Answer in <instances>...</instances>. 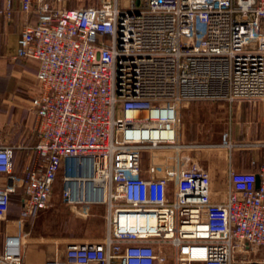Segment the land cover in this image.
Segmentation results:
<instances>
[{"label": "built area", "instance_id": "built-area-1", "mask_svg": "<svg viewBox=\"0 0 264 264\" xmlns=\"http://www.w3.org/2000/svg\"><path fill=\"white\" fill-rule=\"evenodd\" d=\"M22 10L36 21H25L14 59L38 67L37 142L19 146L29 153L19 172L16 147L2 140L0 96V264H27L23 228L51 206L60 178L64 202L105 207L107 232L45 264H264L251 257L264 252V158L250 171L230 160L218 202L199 161L212 148L232 151L230 133L219 145L171 135L183 102L264 103V0H23ZM250 147L264 153V142ZM145 151L158 154L149 168ZM140 217L147 225L134 226Z\"/></svg>", "mask_w": 264, "mask_h": 264}, {"label": "rangeland", "instance_id": "rangeland-1", "mask_svg": "<svg viewBox=\"0 0 264 264\" xmlns=\"http://www.w3.org/2000/svg\"><path fill=\"white\" fill-rule=\"evenodd\" d=\"M98 1L67 0V7L91 6L97 4ZM0 96L2 98L1 94ZM2 104L4 112L7 103ZM251 104L237 103L231 106L227 102L222 101H189L183 102L179 106V123L176 124L179 142L219 145L222 143L225 133L234 132L238 134L236 139L232 138V142L236 145L232 151L217 147L202 153L200 164L212 171L214 179L219 184L226 180L230 160L237 163L236 157L238 154L241 156L242 161L262 160L263 150L250 147L256 141L248 137L247 115ZM9 123L6 117L3 124L2 140L4 143L16 147L15 167L19 172H22L27 150L19 149V146L28 147L29 149L37 142L31 132L32 116L27 110L15 127L10 126ZM157 159V153L145 151L143 153V166L149 168ZM214 179L212 180V195L214 192ZM4 181L5 176L0 175V184L4 183ZM219 194L221 193L219 192ZM223 194L224 191L222 192ZM21 195L22 190L13 196L9 216L10 222L12 220L17 221L19 217ZM86 209L87 207L85 206H74L64 202L62 197V179L60 178L56 184L51 206L43 211L36 221L27 224L23 228L24 232L29 234L25 245V254L27 255L30 249L35 248L38 251V256H43L45 260H51L61 256L71 243L103 239L107 228L105 207L92 206L88 212H86ZM7 225L6 221L0 222V238H2V232H7ZM19 230L20 226L18 224H11L8 229L9 232H17ZM251 257L264 258V252L252 253ZM167 264H175V262L170 260Z\"/></svg>", "mask_w": 264, "mask_h": 264}, {"label": "crops", "instance_id": "crops-1", "mask_svg": "<svg viewBox=\"0 0 264 264\" xmlns=\"http://www.w3.org/2000/svg\"><path fill=\"white\" fill-rule=\"evenodd\" d=\"M67 4V0H64ZM8 2L12 4V15L8 17L5 12L7 9ZM23 0H0V94L2 95V103H7L3 112V104L1 106V124L3 127L5 118L9 120V124L15 127L19 119L24 116L29 110L31 99L38 92V80L37 72L38 67L35 62L25 60H15L14 55L16 54L19 47V40L21 37V31L24 23L27 20L35 22L34 14H26L22 10ZM97 4L91 6H98ZM87 7V6H84ZM37 86V87H36ZM36 89V90H35ZM35 90V91H33ZM34 93V94H33ZM33 94V96H31ZM248 137L254 141H264V103L251 104L248 109ZM177 120L176 123L178 122ZM178 136L177 128L175 129ZM230 133L231 138H237V133ZM240 135V134H239ZM29 153L26 152L25 156L28 157ZM264 153L261 161H256L258 166L262 165ZM26 161V159H25ZM237 163H234L235 167L241 171H250L252 167L250 162L242 161L241 156L238 154L236 157ZM229 169V164H228ZM228 169L226 180L220 184L214 179L212 171L209 169L213 184V199L214 201L221 202L225 199L226 192L228 189ZM18 170V169H17ZM219 190V191H218ZM224 194L222 195V192ZM219 192L221 194H219ZM19 210V217H20ZM9 217V216H8ZM17 218V220L19 219ZM12 220V219H11ZM14 221V220H12ZM36 221V220H35ZM34 222V221H33ZM30 222L28 224H31ZM107 228L105 231V235ZM1 233V232H0ZM15 233V232H14ZM6 232H2V238H0V247L3 245L4 237ZM105 237V236H104ZM26 247V246H25ZM24 247V261L27 264H45L48 260H45L43 256H38V251L32 248L25 254Z\"/></svg>", "mask_w": 264, "mask_h": 264}, {"label": "bare ground", "instance_id": "bare-ground-1", "mask_svg": "<svg viewBox=\"0 0 264 264\" xmlns=\"http://www.w3.org/2000/svg\"><path fill=\"white\" fill-rule=\"evenodd\" d=\"M138 114H133L132 116H137ZM173 134H175L176 136H177V134H176V131L174 130V132L173 133H171V135H173ZM164 135H169V133H164ZM140 222V224H142V225H147V223H148V219L146 218V217H140V218H132L131 219V222H132V224L134 225V226H136L138 223L137 222ZM150 223L153 225L154 224V222L151 220L150 221Z\"/></svg>", "mask_w": 264, "mask_h": 264}, {"label": "trees", "instance_id": "trees-1", "mask_svg": "<svg viewBox=\"0 0 264 264\" xmlns=\"http://www.w3.org/2000/svg\"><path fill=\"white\" fill-rule=\"evenodd\" d=\"M20 191H21V190H20ZM20 191H19V192H20ZM10 212H11V208H10ZM9 216H10V213H9Z\"/></svg>", "mask_w": 264, "mask_h": 264}]
</instances>
